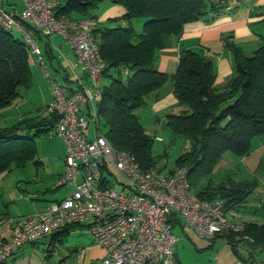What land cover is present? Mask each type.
<instances>
[{
	"label": "trees",
	"instance_id": "obj_1",
	"mask_svg": "<svg viewBox=\"0 0 264 264\" xmlns=\"http://www.w3.org/2000/svg\"><path fill=\"white\" fill-rule=\"evenodd\" d=\"M56 1V15L68 19L97 18L95 12L104 1L123 9L120 17L109 19L106 24L97 22L92 30L104 63L101 96L96 104L98 129L112 147L133 155L142 170L154 168L161 172L156 168L159 157L151 154L153 138L146 133L137 113L145 107L150 94L172 80V91L181 111L167 114L164 125L188 147L165 174L187 166L191 189L199 199L222 200L228 210L246 214L244 208L258 186L257 181L236 182L226 176L214 183V170L225 153L247 156L264 136V43L247 54L241 46L226 39L234 73L225 88L217 90L213 62L199 50H183L172 75L159 71L156 59L164 35L179 36L190 21L212 20L224 5L209 0ZM132 19L142 20L141 31L130 25ZM125 21L129 25L121 23ZM24 27L37 34L28 25ZM49 40L46 38L42 52L54 59ZM30 54L22 38H14L11 31L0 27V120L4 119L3 110L21 97L20 89L32 85ZM64 79L69 80L66 75ZM55 119L45 113L22 114L11 124L0 121V175L22 168L37 157V140L55 137ZM101 120L104 132L100 129ZM168 222L173 229L182 221L173 213ZM78 225L68 224L55 232L61 235ZM217 237L231 245L238 257V247L242 246L249 260L255 261L253 249L264 250V209L261 223L250 219L240 232L227 231Z\"/></svg>",
	"mask_w": 264,
	"mask_h": 264
},
{
	"label": "built area",
	"instance_id": "obj_2",
	"mask_svg": "<svg viewBox=\"0 0 264 264\" xmlns=\"http://www.w3.org/2000/svg\"><path fill=\"white\" fill-rule=\"evenodd\" d=\"M20 1L22 9L11 13L5 9L6 0H0V27L23 35L50 80L52 95L45 113L55 116L54 135L65 146L64 171L57 184L72 191L44 211L12 221L11 236L0 238V264L20 246L68 224L85 225L103 249L102 259L92 264H177L173 253L177 239L168 222L173 213L202 239L240 232L250 215L228 210L222 200L199 199L191 189L189 167L176 168L171 174L142 170L133 155L113 148L99 131L96 104L104 63L92 36L97 19L57 16L56 0ZM209 1L229 8L230 0ZM26 25L41 37L59 34L67 40L89 82L77 78L72 88L52 79L42 49ZM87 117L94 123L93 137L85 132Z\"/></svg>",
	"mask_w": 264,
	"mask_h": 264
},
{
	"label": "crops",
	"instance_id": "obj_3",
	"mask_svg": "<svg viewBox=\"0 0 264 264\" xmlns=\"http://www.w3.org/2000/svg\"><path fill=\"white\" fill-rule=\"evenodd\" d=\"M4 6L5 9L11 13H18L22 9V3L20 0H6ZM95 13L97 14L96 19L98 23L106 24L109 19L120 17L123 14V9L119 5L104 1L100 4ZM55 36H52L49 41L53 52L59 50V55L54 59L57 60L58 67L64 72L62 74L63 79L64 75H66L69 80H64L69 82L70 85H67L72 88L75 87L77 78L87 84L89 79L82 67L77 63L76 56L70 43L66 40L64 49L61 47L55 49L53 46L54 44L52 43ZM226 39L241 46L243 51L247 54L252 53L264 43V0H230L229 8L222 9L212 20L197 19L190 21L183 26V32L179 36L164 35L162 38L163 46L157 52V68L161 72H166L167 74L172 75L176 70L179 56L183 50H199L203 56L211 59L213 62L215 71L214 87L217 90H221L225 88L226 83L234 73L233 56L225 47ZM62 40H64L63 37ZM42 57L45 61V55H43V52ZM45 66L46 70L49 72L46 61ZM55 69L58 70V68ZM172 88V80H168L163 87L153 93L154 96L151 97L153 100L151 103V109L154 115H158L159 113L165 114L167 110L174 107L177 108L176 113L181 111V106L178 105ZM51 95L50 91L45 102L48 103ZM45 106L46 105H44L43 108L44 111ZM140 112L141 110L138 111L137 115L141 120ZM154 138H161V141H163L160 136L156 135ZM58 140V144H48L47 147H49V150H47L45 155L40 157L37 156L33 161L27 163L28 165H33L35 173L22 184V188L16 187L17 190H15V194L12 195V204L18 202L20 205L22 204L26 206L28 211H24V213L28 215L44 211L50 203L62 200L71 192L70 190H67L69 189L68 187L59 186L57 184L58 178L64 171L65 156L64 143L60 138H58ZM255 144L260 147H256V151H253L254 157L249 163L251 167L256 164V158L264 156V151H262V149H264V136L257 140ZM247 159L248 158H246V161ZM27 164L24 167L17 169L26 168ZM14 219L15 217H9L5 221L0 219L1 239H8L11 236L12 221ZM250 219L252 220L251 216ZM177 226L182 231L187 229L182 222ZM85 228V225H78L70 228L67 232H62L61 235H57L55 231L42 235L32 242L20 246L4 264H19L18 259L23 257L22 255L25 254L27 249H33L41 242L43 244L49 242V245L57 241L62 242V240H64L63 237L69 233L80 235L85 234V236L83 238L74 239L75 241L72 240L67 244V254L62 257L59 256L57 259L61 262L60 264H92L98 262L104 255L103 249L92 240ZM206 240L207 241L202 243V246H206V248H211L212 250L214 248L217 249L214 255L209 259V264L249 263L248 254L246 257L248 261L244 258L245 256L239 252L240 257H238L235 255L231 245H229L223 238L217 237ZM243 249L245 250V248ZM174 258L176 263L180 264L177 255L174 254ZM262 261L264 260L259 262ZM253 262L258 264L256 261Z\"/></svg>",
	"mask_w": 264,
	"mask_h": 264
},
{
	"label": "rangeland",
	"instance_id": "obj_4",
	"mask_svg": "<svg viewBox=\"0 0 264 264\" xmlns=\"http://www.w3.org/2000/svg\"><path fill=\"white\" fill-rule=\"evenodd\" d=\"M122 24L129 25L126 21L122 22ZM130 25L135 30L141 31L143 24L140 19H132ZM11 32L14 38L23 39V35L20 32H17L16 30H12ZM32 37L41 48H44V42L46 41L45 37L39 38L38 34L35 33L32 34ZM65 42L66 40H62L61 35L57 34L52 42L54 45H52L55 49H58L57 47L64 49ZM58 52L59 50L53 52L55 59L56 56L59 55ZM55 59H48L45 56V61L48 70L52 75V79L70 85L69 82L63 79L62 74L64 72L58 67L57 60ZM29 62L32 75V85L28 89H20L22 92L21 97L16 99L10 106L3 110L4 119L0 120L3 121L1 122L2 124H11L22 114L28 116L45 114L43 108L47 103L45 100L51 91L50 80L45 77L44 71L37 65L35 57L32 54H30ZM55 68H58V70ZM152 96L154 95L150 94L146 98V105L141 109L140 116L146 133L150 138H153L151 154L159 157L156 168L165 174L174 167L176 158L188 147V144H186L181 138H174L164 125L165 116L169 113H175L177 108H170L165 114L159 113L158 115H154L151 109V103L153 101L151 98ZM85 109L86 108H84V110ZM90 113L92 115L94 114L93 107L91 108ZM87 119L89 121V126L85 132L91 137L94 136V123L91 118L87 117ZM100 122V129L104 132L105 128L102 120ZM156 135L162 137L163 141H159L157 138L155 139L154 137ZM58 143L59 140L56 137L51 139H38L36 142L37 156L40 157L45 155L47 150H49V147H47L48 144ZM256 147L260 146H256L255 144L251 152L244 157L235 156L230 152L225 153L215 166L213 182L217 183V181L226 176H229L231 180L236 182L253 183L254 181H257L258 186L247 199L244 210L246 214L252 217L254 222L261 223L264 209V156H260L261 159L260 157L256 158V164L253 167L249 165L250 160L254 157L253 151L257 149ZM262 151H264V149H262ZM246 158H248L247 161ZM34 171L33 165L27 164L26 168H14L12 171L0 175V219H2V221L7 220L9 217H15L16 219L28 215L24 213V211H28L26 206L22 204L20 205L18 202L12 204L11 199L12 195L15 194L14 191L17 190L16 187L22 188V184L35 173ZM68 188L69 189L67 190L72 191V187ZM187 229L182 231L178 226L173 229V235L177 239L173 248V253L177 255L180 264H209V259L214 255L217 249L214 248L212 250L211 248L202 246V243L207 240L199 238L194 232ZM84 236L85 234L80 235L69 233L63 237L64 240H62V242L57 241L51 245L48 244L49 242L47 244L41 242L42 244L40 243L36 245L33 249H27L25 254L22 255L23 257L18 259V263L60 264L61 262L57 259L59 256L62 257L67 254V244L74 239L83 238ZM238 252L244 255V258L247 257L248 252L244 250L242 246L238 247ZM253 255L256 262L264 260V250L260 248H254ZM248 259L246 258L247 261ZM251 260H249V263L255 264Z\"/></svg>",
	"mask_w": 264,
	"mask_h": 264
},
{
	"label": "water",
	"instance_id": "obj_5",
	"mask_svg": "<svg viewBox=\"0 0 264 264\" xmlns=\"http://www.w3.org/2000/svg\"><path fill=\"white\" fill-rule=\"evenodd\" d=\"M258 264H260V262L258 261Z\"/></svg>",
	"mask_w": 264,
	"mask_h": 264
}]
</instances>
